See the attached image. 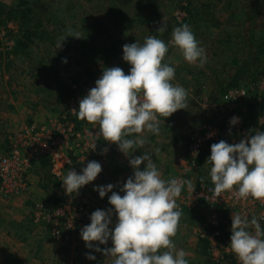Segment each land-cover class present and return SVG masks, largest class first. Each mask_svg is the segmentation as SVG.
<instances>
[{
    "label": "clouds",
    "instance_id": "obj_1",
    "mask_svg": "<svg viewBox=\"0 0 264 264\" xmlns=\"http://www.w3.org/2000/svg\"><path fill=\"white\" fill-rule=\"evenodd\" d=\"M165 31L163 19L156 33ZM68 37L78 39L79 33L69 30ZM171 37L168 44L152 35L145 37L142 45L125 44L122 59L131 66L128 74L120 67L105 68L95 87L80 99L78 111L72 110L78 119L98 124L96 134L116 144L128 157L146 141L142 135L127 137L144 132L158 135L160 117L164 123V118L187 107V91L172 83L175 68L162 63L168 45L178 48L189 64L203 67L207 62L206 51L188 24L174 28ZM66 39L59 37L57 49ZM239 122L240 118L233 116L229 123L235 126ZM210 151L206 163L211 166L209 175L216 194L235 190L238 199L251 197L264 201V131L255 130L235 144L221 140L212 144ZM129 165L133 174L119 192L113 191L112 184L93 189L100 198L111 193L108 197L111 207L94 211L90 223L81 229L86 247L102 253L111 264H188V254L183 249L177 250L172 238L182 215L176 199L185 185L193 189L191 182L163 179L147 153L130 158ZM101 171L99 162L90 161L80 173L67 171L62 186L67 194L78 193ZM230 231L229 249L240 264H264V227L256 216L231 214ZM109 241L111 247L93 248V242L106 245ZM86 258L96 260L92 254Z\"/></svg>",
    "mask_w": 264,
    "mask_h": 264
},
{
    "label": "rangeland",
    "instance_id": "obj_2",
    "mask_svg": "<svg viewBox=\"0 0 264 264\" xmlns=\"http://www.w3.org/2000/svg\"><path fill=\"white\" fill-rule=\"evenodd\" d=\"M2 1L8 2L12 0H1V2ZM49 1L51 0H43L45 4ZM63 1L65 0H55L53 6L56 7L58 4H63ZM187 1L188 0H161V2L159 0H72V10L66 13V7L63 6L60 10L62 16L59 15V20L56 18L53 19V22L59 21L63 24L64 36L67 38L66 41L70 45L68 49L71 48L74 51L73 58H71V68L64 74L66 75L65 78H60L61 81L70 79V77L77 74L76 71H80L79 68L74 65L75 62L73 63V59L76 61V59L87 57L95 62L103 50L101 41H117L120 50H122L125 44H132L135 42L142 43L145 39L144 37L147 36V30L154 29L157 31L163 19L164 23L167 25V31L164 33H156L155 36L168 44L172 38V30L186 24V21L178 24L174 14L181 6L185 5L186 7ZM226 1L222 3L221 6V2L218 0H194V5L192 6V8H195L196 12L201 14L199 17L200 20L198 19L197 23L195 22L196 24H187L190 26L195 38L206 51V68L203 69L195 65L194 68L189 71L190 74L188 75L180 73V71L177 72L176 70H179L178 67L181 65V61L178 60V55L181 54V52L171 44L168 45V52L164 57V59H166L168 55V57H174L173 65L176 66L175 78L172 83L179 84L187 91V100H190L194 106L191 107L190 110L186 108L178 110L171 116L164 118V123L163 117H161L160 132L158 135L144 132L142 134H132L127 137L134 138L138 135H142L145 138V151H147V154L151 156L153 162L159 167V171L162 172L161 170L163 168H167L170 171L167 177L162 176L165 180H169L174 175L180 174V172L177 173V166L175 165V167L173 162L176 163L175 159L181 156L184 151L183 148L187 144L190 133L211 119L212 115L210 111H206L204 114L201 110L207 107L209 103H213L211 102L213 96H217L218 98L217 90H222L226 87L225 83L224 85L217 86L214 79L215 77H219L222 81L225 77V73L230 70L231 66L229 59L233 56L234 48L230 49L233 46L226 44L220 45L219 42L221 39H224L226 42L227 36H234L236 30L232 27H227L226 30L224 29L225 31L215 29L212 24L213 20L206 22L204 17V14H206V18L209 17V19H212V17H214V19L219 18L225 21L229 18L228 9L234 7L235 10L239 12L238 7L243 3L242 0H239L237 3H235L234 0ZM250 1L252 3V10H258L260 0ZM240 7L243 8V5ZM42 10L48 15L44 7H41L40 11ZM222 10L225 11V13ZM257 17L259 18L253 20V26L257 25L261 19L264 18V12H261ZM150 25L153 27L150 28ZM116 27L119 28L116 29ZM6 29H8V31ZM59 30H61V28H59ZM69 30L78 32L79 38L68 37ZM1 31L5 32V38L10 41L12 40L13 34L9 31L18 32L17 27L12 22H8L7 25H0V34L2 33ZM106 31L109 32L107 33ZM41 46L42 45L38 46L32 44L31 49L28 51V55L24 56V59L16 61V66L10 67L9 69L6 67L4 68V66L0 67V156L7 152L5 138H9L13 134L18 133L29 120L31 121V118H34V121L40 124L47 121L49 117H55L63 110L62 106H53L60 105L55 100L54 95L51 94L57 87H54V89L52 87L50 89V91L52 90L51 93L39 91L37 94L35 92L38 90V87H35L37 85L33 84L34 71L32 72L31 66L27 65L28 62H30L29 60L32 61L33 67H47L54 61L53 54H59L61 49V47L57 49V46H53L51 47L50 55L47 56L44 54L45 46ZM9 50L7 44H1L0 51L4 52V55L8 53ZM212 54L217 56L212 57ZM33 55L36 57H33ZM218 55L222 57V61L218 59ZM122 56L123 52L121 57ZM10 57L11 59L13 58L12 55ZM39 58L42 61L40 63L37 61ZM46 63H48L47 66ZM165 63L169 64V62ZM60 64L63 65L65 63ZM96 65H99L98 67L102 72L105 68H111L109 64L100 63L99 61H96ZM127 65L128 66L123 69L125 74H128L131 67L129 64ZM213 67L216 68L215 74L210 71V68ZM201 69L203 74H201ZM223 81H226V79ZM256 87V91L248 93L251 99L247 98L243 106L250 114L258 110V118L260 117L261 119L263 117L261 115L264 108V91L260 90V85H256ZM255 96H257V99H254ZM26 102H28L29 105H34L31 108L32 110L26 105ZM198 111H201L203 117L197 115ZM30 113L31 115H29ZM258 118L257 122H259ZM227 135L230 136L228 132L225 133L224 141L231 144V140ZM169 143H171V145L178 144L176 147H171ZM105 153L106 157L100 163L102 167L101 172L104 173L105 179V176L109 174L107 177L113 184V188L120 190L127 179L133 174V170L129 165V159L131 157L123 154L114 143L111 149L107 150ZM133 156L137 157L136 155ZM144 166V164L140 166L141 170H143ZM119 167H124V170H122L123 173L117 170ZM39 169L35 170L37 174H35V177H32V179L35 180L33 192L31 189L30 192L23 195V197H15L13 199H4L0 197V264H10L12 259L19 257L20 253L26 254L29 259L28 264H40L44 261L48 264H111V261L102 253L94 252L92 249L86 247L85 242L80 236L81 230H77L76 236L72 239L70 250L66 253L61 250L63 244L60 236L57 237L58 240L56 241L50 235L47 234L48 236H46V233H42V231L45 230L43 226L33 225V222L30 220L33 202H52L54 196V190L46 191L36 188V180L41 174L38 171ZM203 170L207 171L200 175L201 179H210L208 169ZM31 175L33 174L31 173ZM45 176L44 174L42 177L44 178ZM49 180L52 181L51 179ZM37 181L39 182V180ZM94 181H92V183ZM92 183L87 185L91 186ZM102 184L105 185V182L103 181ZM57 185L58 184H53L52 187L56 188ZM94 188L95 187L92 185L86 196L90 205L99 209V202H101L103 198L99 197L98 192L93 190ZM47 193H49L50 196V198L47 196L48 199L46 198ZM202 210V208L190 210L193 212L190 213V215H194L195 213L194 217L198 218L200 215H198L196 211L202 213ZM190 211L188 210V212ZM25 214L28 219H26V217L22 218ZM20 217L22 220L17 226V218L21 219ZM189 217L192 216L185 215L184 218L189 220ZM113 222H115V219H113ZM89 223L90 222H87V225ZM192 225L197 226L201 225V223L196 221L194 224H191V226H185L182 222L179 223L176 235L172 239L177 250L183 249L188 254L186 256L188 264H209L211 260L209 259L210 261H208L205 254L194 251L197 244V240L194 237L196 226L194 227ZM97 245L98 243L93 242V248ZM98 246L103 249L111 247L112 244L111 241H109L106 245ZM89 254L95 255L96 260H88L86 257Z\"/></svg>",
    "mask_w": 264,
    "mask_h": 264
},
{
    "label": "built area",
    "instance_id": "obj_3",
    "mask_svg": "<svg viewBox=\"0 0 264 264\" xmlns=\"http://www.w3.org/2000/svg\"><path fill=\"white\" fill-rule=\"evenodd\" d=\"M178 9L174 17L180 24L186 21L188 15L185 8ZM5 37V32H2L0 43L7 44V47L11 48L14 41L7 40ZM143 43L144 41L139 44ZM115 64L111 68L117 67ZM100 77L101 74L88 84L69 82L73 94L66 101L62 112L55 117H49L43 123L33 121L24 125L18 133L10 137L9 149L0 156V197L4 199L23 197L30 192V175L33 166L42 162L47 164L49 176L57 181L58 185L53 188L52 202H33L31 221L35 225L53 227L55 237H59L58 227L72 230L76 226L83 227L90 222L91 214L98 210L92 207L87 199V187L83 186L78 193L67 194L61 184L67 171L80 173L90 161L101 163L104 160L103 156L106 155L105 152L113 146V143L104 141L96 134L99 131L98 124H90L86 120L78 119L77 115L72 112L73 109L78 111L80 99L95 87V82ZM259 85L260 90L264 91V78L260 80ZM251 88H249L251 92L257 90L256 86ZM247 96L248 93L243 87L230 89L223 97L225 104H212L204 107L203 110L211 112L213 120L202 124L190 133L186 155H181L176 159L180 170L176 179L190 181L193 186V189L189 190L185 185L176 203L182 213L186 210L200 208L206 211L208 222L206 226L211 225L212 229L202 225L196 228L194 237L197 241L201 239L208 241V260L210 259L215 264H223L226 259H229L232 264H240L229 249L231 233H227L229 238H225L223 237L224 232L218 230L221 214L226 217L227 231L231 229V214L235 213L247 214L249 218L256 216L264 227V215H262L264 214V201L251 197L238 199L235 190L216 194L212 183L204 182L196 175V179L193 178L198 169L196 160L198 161L202 154L210 155L211 145L223 140L225 133H231V144L239 143L241 139L254 134L246 125L247 111L243 103L248 98ZM233 116L240 118V122L235 126L229 123ZM261 116L263 117L258 118V124L264 126V108ZM120 194L123 195V193ZM100 210H107V208ZM113 219H116L115 215Z\"/></svg>",
    "mask_w": 264,
    "mask_h": 264
},
{
    "label": "trees",
    "instance_id": "obj_4",
    "mask_svg": "<svg viewBox=\"0 0 264 264\" xmlns=\"http://www.w3.org/2000/svg\"><path fill=\"white\" fill-rule=\"evenodd\" d=\"M54 1L55 0H51L45 4L43 0H12L8 2H5V1L1 2L0 0V25H3V24L7 25L8 22H12L17 27V31H18L16 33L13 31H9L13 34L12 40L14 41V44L11 48H9L10 49L9 52L5 53V55L3 54L4 52L0 51V67L4 66V68L6 67L9 69L10 67L16 66V63H15L16 61H18L19 59L20 60L24 59V56L28 55L29 53L28 51L31 49L32 44H35L38 46L42 45L43 47L45 46L44 54L47 56L50 55L51 47L57 46L59 37L64 36V27L62 26L63 24H61L59 21L53 22V19L56 18L59 20V17L62 16L60 10L63 8V6L66 7L65 10H67L66 13H68V11L72 10V4H73L72 0H65L63 1V4L61 3V4H58V6L54 7L53 6ZM159 1L161 2V0ZM193 5H194V0H188L186 3V7L181 6L185 8V11L187 12V15H188L186 19V24L187 23L191 24L195 22L197 23L201 15L199 12L195 11L194 7L192 8ZM41 7L42 8L44 7V9L48 12V15L44 13L43 10L40 11ZM258 7H259L258 11L260 15L261 12L264 11V0H260ZM204 17H205L206 22L213 20V23H212L213 26L215 27L220 26V23L217 21V19H214V17H212V19H209V17L206 18V14H204ZM258 18L259 17H254V16L252 17V19L254 20ZM152 27L153 26L150 25V28ZM59 28H61V30H59ZM118 28L119 27H116V29ZM6 30L8 31V29ZM106 32L108 33L109 31H106ZM147 32H148L146 34L147 36H150V35L155 36L156 34V31L154 29L153 30L150 29L149 31L147 30ZM227 37L228 38L226 39V42L224 41V44L233 46L230 49L234 48L233 54H232L233 56H231V59L229 61L231 68L225 73V77L223 78V80L226 79V81H223V80L221 81L219 77L218 78L215 77L214 79L215 82L217 83V86L224 85L225 83L226 87L222 89L223 91L220 89L217 90L218 98L217 96H213V98H211V102L213 103H209L208 105L225 104L223 97L226 94V92L230 89L243 87L246 89L247 93H251V90L249 88L251 87L253 88L256 85H259L260 80L264 78V23H262V25H259L257 30L253 29L251 33L249 32L245 33L244 31L242 32V34L239 32L237 34L234 33V36L228 35ZM0 46H1V43H0ZM68 46L70 45L65 40L62 43L59 54H56V53L53 54L54 61H52V63L49 66H47L48 63H46L47 67H35V66L33 67L31 60H29L30 62H28L27 64L28 66L29 65L31 66L30 67L31 71L32 72L34 71L33 84L37 85L35 87H38V90L35 89L37 90L35 91L37 94L39 93V91L51 93L52 90L50 91V89L52 87L53 89L54 87H57L51 94L54 95L55 100L60 105H53L54 107H58V106L63 107L66 101L73 94L70 88L71 86L69 82L71 83L81 82L83 84H88V82H93L99 74L102 75V71L98 67L99 65H96V61H99L100 63L103 62L105 64H109L110 67L116 63L115 65L117 67H120L122 70L126 66H128L127 65L128 63L123 61L121 57L122 50H120L117 41H101V47L103 48V50L99 54V57H97L96 61L94 62L92 61V59H89L87 57L76 59V61H74L75 59H73V63L75 62L74 65L78 67L80 71H76L77 74H75V76L73 77H70V79L61 81L62 77L63 78L66 77V75L64 74L68 71V69L71 68V65H72L71 58H73L74 51L71 48L68 49ZM11 55L13 57L12 59L10 57ZM33 57H36V56L33 55ZM65 59L67 60V63L63 64L62 61H64ZM37 61L39 63L42 62L40 58ZM60 63H62L63 65H61ZM210 71H212V73L215 74L216 68L215 67L210 68ZM247 97L251 99L249 95ZM254 99H257V96H255ZM27 106L30 109L33 107V105H30V106L27 105ZM201 111L205 113L207 110L202 109ZM246 115H247L246 125L249 127L250 130H252V132H255V130L264 131V126L259 125L257 122L258 110L257 112L255 111V113L253 114H250V112H247ZM211 120H213L212 117L210 121ZM33 121H34V118H31V121L29 120L28 123L30 124ZM5 141H6V146L8 150L10 147V137L5 138ZM2 155L4 154H1V156ZM203 155L204 154L200 156V159L198 161L196 160V162H198V168L200 164H202ZM103 181L106 182V179L104 178L103 172H101L99 174V179L96 178L92 185L93 187L101 186L103 185L102 184ZM91 186L85 185V187H87L86 189L88 190H90ZM113 191L119 192V190L114 189V188H113ZM110 195L111 193H108L101 200V202H99V206H98L99 209L101 208L109 209L111 207L108 203V197ZM196 213H200L201 215L199 214L200 216L198 218H195L194 216L190 215V212H188V210H186L182 213L180 221L185 226L194 224L196 221H199L202 225L206 226V224L208 223L207 218H206V211L202 210V213L199 211H196ZM185 215L192 216V217H189V220H187L184 218ZM220 218L221 219H220L218 230L222 231V233L224 232L223 237L229 238L228 234L231 232L227 231V221L225 222L226 217L221 214ZM180 221L179 223H181ZM39 226H43V228L45 227V230L42 231V233H46V236L50 235L54 240L56 241L58 240L57 237L53 235V230H52L53 227H50L48 225H39ZM83 227L76 226L75 229L73 230L64 229L63 227L62 228L58 227L59 236L61 237V240H62L61 242L63 244V247L61 248V250L68 253V250H70V247L72 244V239H74V237L76 236L77 230H81ZM206 227H208L209 229H212L211 225H207ZM25 231H28V230H25ZM19 237L23 238L21 236ZM197 244H199L198 246H202L201 250L206 252V254L204 252L203 253L208 256V253H207L208 247H209L208 241L206 239L205 240L201 239L197 241ZM225 263L232 264L229 259H226Z\"/></svg>",
    "mask_w": 264,
    "mask_h": 264
},
{
    "label": "crops",
    "instance_id": "obj_5",
    "mask_svg": "<svg viewBox=\"0 0 264 264\" xmlns=\"http://www.w3.org/2000/svg\"><path fill=\"white\" fill-rule=\"evenodd\" d=\"M220 2H221V6H222V3H225V1L226 0H219ZM235 1V3H237L239 0H234ZM226 2H228V1H226ZM242 4H240L239 5V12H237L236 10H235V8L234 7H230V9H228L229 11H228V19H226L225 21H222L221 19H217V21L220 23V26H217V27H215L214 26V28L215 29H219V30H223V31H225L226 30V28L227 27H232V28H234V30H236V34L238 33V32H240L241 34H242V32H244L245 31V33L246 32H249V33H251V31L254 29V30H257V28H258V26L259 25H262V23H264V18H262L261 19V21L257 24V25H254L253 26V20L254 19H252V17L254 16V17H257L258 15H259V8H258V10H252V3H251V1L250 0H242ZM241 5H243V8H241L240 6ZM220 6V7H221ZM223 11V10H222ZM224 13H225V11H223ZM264 12V11H263ZM142 24V23H141ZM141 24H139V25H141ZM234 26V27H233ZM225 29V30H224ZM224 39H221L220 40V45H222V44H224ZM138 43V42H137ZM169 56V55H168ZM167 56V58L166 59H164L163 60V63H165V62H169V64H170V66H172V67H174L175 68V66L176 65H173L174 64V61H173V58L172 57H168ZM212 57H215V56H217V55H215V54H212L211 55ZM219 56V55H218ZM218 59L220 60V61H222L223 59H222V57L221 56H219L218 57ZM166 60H169V61H166ZM178 60H180L181 61V65L178 67V69L179 70H176L177 72H179L180 71V73H184L185 75H188V74H190V70L191 69H193L194 68V66L196 65V64H189L187 61H185V59L183 58V56H182V54H179L178 55ZM211 60V59H210ZM230 60V59H229ZM168 64V63H167ZM201 68H206V66L204 65L203 67H201ZM200 72V71H199ZM199 74V73H198ZM201 74H203L202 73V69H201ZM177 75H179V74H177ZM178 78H179V76H178ZM175 83H176V81H175ZM180 83V82H179ZM177 84V83H176ZM200 86H204V85H200ZM204 89V88H203ZM218 101V100H217ZM190 102V103H189ZM186 104H187V107H186V109L187 110H190L191 109V107H193L194 105L191 103V101L190 100H186ZM189 104H191V105H189ZM26 105H29V103L28 102H26ZM30 106V105H29ZM34 106V105H33ZM35 106H37V105H35ZM52 106V105H51ZM205 114V113H204ZM29 115H31V113L29 114ZM197 115L198 116H201V117H203V114L201 113V111H198V113H197ZM160 120H161V117H160ZM208 122H210V120H208ZM229 134H231V133H229ZM228 137H229V139L231 140V137L229 136V135H227ZM224 140V139H223ZM174 142V141H173ZM187 142H188V139H187ZM178 144V143H177ZM177 144H173V145H171V143H169V146H171V147H176V145ZM186 147H187V144H186V146H184V151L182 152V154L181 155H186ZM180 148H181V146H180ZM136 152L137 153H134L133 155H136V156H140V155H142L143 153H147V151H145V148H144V146L142 147V148H138V149H136ZM132 155V157L131 158H133L134 156ZM210 155H203V161H202V164H200V166H199V168H198V170H196V172H195V174L193 175L194 177L193 178H195L196 179V177H195V175L197 176V178L198 179H200V180H202L201 179V174L202 173H204L205 171H207V170H203V169H208V173H210V166L206 163V161H207V158L209 157ZM105 157H106V155H104L103 156V158L105 159ZM176 160V159H175ZM174 163V166L176 165L177 166V162L175 163V162H173ZM175 166V167H176ZM158 167V166H157ZM39 168H41V169H39ZM36 169H39L38 171L41 173L40 174V176H39V178L37 179V180H39V182L36 180V188L38 189V190H40V189H43V190H46V191H52L53 190V187H52V185L53 184H58V182L57 181H55V180H52L51 179V177L49 176V173H48V166H47V164L45 163V162H43V163H36L35 164V166H34V168H33V171H31L32 172V174L33 175H30V180H31V189H32V192L34 191V182H35V180L34 179H32V177L34 176L35 177V174H37V172L35 171ZM158 169H159V167H158ZM118 171H121L120 173H123L122 172V170H124V167L122 168H120L119 167V169H117ZM162 172H161V174H162V176H164V177H167L168 175H169V173H170V171H169V169H167V168H163L162 170H161ZM178 172H180V170H179V167L177 166V173ZM107 173V172H106ZM116 173H118V172H116ZM46 175L44 178L42 177L43 175ZM104 174V173H103ZM107 175H109V174H107ZM107 175L105 176L106 177V182H105V185H108L109 183L110 184H112L111 182H110V180H109V178L107 177ZM178 175V174H177ZM177 175H174L173 177H171V178H176V176ZM204 177V176H203ZM170 178V179H171ZM49 179H51L52 181H50ZM209 180V181H208ZM208 180H206V179H204L203 178V180L202 181H204V182H208V183H212L211 182V180L210 179H208ZM51 182H53V183H51ZM56 182V183H55ZM90 183H92V182H90ZM93 184V183H92ZM104 184L102 185V186H105ZM113 185V184H112ZM89 191V190H88ZM31 194V193H30ZM29 194V195H30ZM47 196L50 198V196H49V193H47L46 194V198H47ZM48 199V198H47ZM190 213H193L192 211H190ZM198 215L200 214V213H197ZM195 215V214H194ZM194 215H192V216H194ZM201 215V214H200ZM24 217H26V219H28L27 218V215L25 214L22 218H24ZM21 218V217H20ZM22 218L21 219H18L17 218V221L18 222H16V224H17V226H18V224L20 223V221L22 220ZM181 222V221H180ZM191 225V224H190ZM192 226H194V225H192ZM196 226V225H195ZM194 226V227H195ZM202 226V224L201 225H197L196 226V228H199V227H201ZM45 228V227H44ZM199 244H196V246H195V248H194V251H196L197 253H200V254H206V252H204L203 250H201V247L202 246H198ZM10 248V247H9ZM204 252V253H203ZM207 256V255H206ZM207 259H208V256L206 257ZM33 259H34V257H33ZM209 261V260H208ZM29 263V259H28V257L26 256V254H23V253H20V255H19V257H16V258H14V259H12V261L10 262V264H28ZM9 264V263H8ZM40 264H47L45 261L43 262V263H40ZM209 264H215V263H213L212 261H210L209 262ZM223 264H226L225 262L223 263Z\"/></svg>",
    "mask_w": 264,
    "mask_h": 264
}]
</instances>
